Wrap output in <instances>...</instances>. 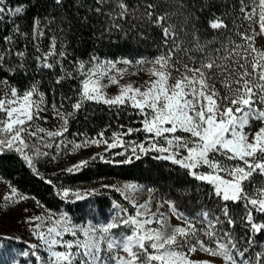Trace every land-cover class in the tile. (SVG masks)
Segmentation results:
<instances>
[{"label":"snow or ice","instance_id":"obj_1","mask_svg":"<svg viewBox=\"0 0 264 264\" xmlns=\"http://www.w3.org/2000/svg\"><path fill=\"white\" fill-rule=\"evenodd\" d=\"M56 3H61V0H56ZM118 7L120 15L125 16L127 6L119 3ZM247 7L241 8L244 18L257 23L260 30L256 32L253 29L251 34L247 30L237 32L240 42L229 38L219 47L209 48L201 45L199 37L193 33V40L188 46H183L171 27L164 28L165 45L171 41V47L150 61H137L140 65L151 64L145 69L151 79L144 82L143 90L128 84L121 86L117 95L106 97L102 89L108 85L101 83V78L106 76L101 67L105 66L82 71L85 79L81 81L79 99L71 104L73 111L63 112V105L60 108L53 105L56 117L62 121L55 131L33 127L34 120H46L41 116L46 111L41 107L43 94H40L39 100L33 99L35 86L23 92L6 86L0 90V154L15 151L35 170L32 157L24 151L28 147L26 137L34 141H43L44 136L53 139L64 137L68 131V118L81 109L84 100L103 102L110 107H131L142 117L141 127H129L126 132L113 133V143L109 144L104 139L102 130L97 138L82 143L68 141L67 144L60 140L55 147L60 149L62 144L65 148L71 145V150L75 151L88 144L103 143L108 148H115L121 144L123 136L143 132L146 141L129 142L133 154L137 150L145 154L149 151L167 153L156 158L170 160L185 169L188 175L210 185L214 195L224 202L222 212L229 225L235 221L229 214L227 202H242L245 219L252 230H264V224L253 222L252 215L253 211L264 213V183L255 180L256 176L264 179V51L254 47L255 37L264 36V0H251V11H246ZM153 8L154 5H147V9ZM22 12V7L9 8L5 0H0V19L6 14L18 16ZM147 15L151 17L152 11H147ZM165 20V16H157L155 23L162 26ZM209 27L221 29L227 25L217 17L209 21ZM55 48L53 40L47 55H53ZM177 52L192 53L188 57L192 66L183 64V72L177 67L180 59L173 61ZM197 52L200 55H196ZM18 55L23 56V53ZM59 55L64 56V53ZM3 59L0 56V62ZM42 59L47 60V56ZM108 64L111 65V62ZM43 67L52 68L54 65L44 63ZM80 68L84 69L83 63ZM173 70L179 72L175 78ZM217 77L224 88L223 93L216 89L214 83H209ZM62 79L64 77H60L57 83ZM108 79L111 83H118L115 78ZM0 83L7 84L6 81ZM253 120L259 121L262 126L253 130ZM246 128L249 130L245 131ZM44 146L53 147L51 143ZM33 147L35 155H48L41 153L35 143ZM85 164L87 161H81L68 171L79 170ZM12 193L15 194V189ZM69 194V190L62 191L64 198ZM75 195L78 200L82 198L79 193ZM125 199L131 203L133 213L114 202L110 219L98 224L76 225L66 213L58 217L54 213L29 217V221H40L32 229L38 243L29 245L31 253L24 251L22 255L35 256L37 264H191L187 253L195 252L199 245L211 256L223 257L225 264H252V260L245 257L248 249L241 251L229 232L216 230L220 217L209 219L210 213L203 212L201 216L207 222V228H198L196 221L180 213L174 202L166 200L163 203L168 205L171 216L180 222L173 225L169 216L159 210L151 212L150 201L137 204L126 194ZM45 221L49 222L46 231L43 230ZM204 221H200L201 225ZM120 228L128 231L118 235L114 230ZM199 233L208 240L201 239ZM66 234H70L72 239H65ZM4 239L6 237L0 236V240ZM211 243L215 244V248L208 246ZM41 247L46 250L47 259L37 255ZM3 254L4 249L0 248V264H20L14 257L3 260ZM255 264H264V251L256 253Z\"/></svg>","mask_w":264,"mask_h":264},{"label":"trees","instance_id":"obj_2","mask_svg":"<svg viewBox=\"0 0 264 264\" xmlns=\"http://www.w3.org/2000/svg\"><path fill=\"white\" fill-rule=\"evenodd\" d=\"M119 3L127 6V14L123 17ZM5 4L9 8L20 6L23 12L18 16L6 14L0 19V56L4 57L0 62V81L7 82L0 84L4 87L10 85L21 92L35 86L36 93L43 94L45 101L46 111L41 116L46 120H40L44 125H50L51 130L55 129L53 122L57 120L54 119L53 105L57 108L63 105V112L73 111L71 104L79 99L81 81L85 78L81 72L86 71L96 58H152L159 55L171 47V41L168 45L164 42L163 30L168 27L175 31L183 46L189 45L195 33L201 45L209 48L219 47L229 38L240 42L237 32L247 30L251 34L253 29L256 32L260 30L257 23L245 19L241 12L245 5L248 6L246 11H251V0H61L59 4L56 0H5ZM148 4L154 5V8L147 9ZM147 11H152L153 15L149 17ZM157 16L166 17L162 26L155 23ZM217 17L227 25L226 28L209 27V21ZM53 40L56 44L52 50L54 54L47 55ZM60 52L64 56H60ZM18 53H23V56ZM190 55L192 53L186 55L177 52L173 61L179 58L186 63ZM45 56L47 60L42 59ZM44 63H52L54 67L45 68ZM81 63L84 64L83 70ZM60 77L64 79L57 83ZM209 83H214L218 91L224 92L219 77ZM68 97L71 99H66ZM51 119L54 121L51 122ZM129 119L124 113L106 110L96 103L82 106L68 118V131L64 137L53 139L44 136L43 141L25 138L28 147L24 151L32 157L35 170L15 151L0 154V182L32 197L46 209L58 210L65 206L72 214L77 211L75 206L83 204L87 196L80 194L82 198L78 200L75 194H71L64 198L61 188H103L109 182L119 181L147 182L157 186L166 196H184L187 206H193V215L202 209L209 211L212 219L220 217L221 222L215 225L216 230L229 232L241 251L248 249L245 257L255 264L256 253L264 251V230H252L245 219L243 203L227 202L229 214L235 221L229 225L223 216V203L209 190L212 188H206L210 185L192 181L179 165L156 158L167 153L150 151L143 159L130 165L120 163L116 158H103L109 154L98 155L88 159L87 164L79 170L68 171L74 165L66 161L64 152L71 145L65 148L62 144L57 149V140L67 144L68 141L75 142V134L95 136L113 126L127 130ZM121 125L124 127L121 128ZM34 143L41 153L48 155H35ZM46 143H51L53 147H45ZM115 201L122 200L117 196ZM252 215L253 222L264 224V213L253 211ZM6 241L18 244L22 253L32 251L24 236ZM19 262L37 264L36 257L32 255H21Z\"/></svg>","mask_w":264,"mask_h":264},{"label":"rangeland","instance_id":"obj_3","mask_svg":"<svg viewBox=\"0 0 264 264\" xmlns=\"http://www.w3.org/2000/svg\"><path fill=\"white\" fill-rule=\"evenodd\" d=\"M254 47H256L261 51H264V36H257L255 38ZM156 56L158 55H155L152 58H148L147 56H137V57L127 56V57H119L116 59L96 58L87 69L95 68L97 66H105V67H101V71H103L106 74L105 77L101 78V83L107 84L108 86L106 88H103L102 91L106 97H113L119 93L121 86L124 85L131 84L133 87L142 88L144 82L151 79L147 71H145V69L151 67V64L140 65L137 63V61H150L154 59ZM126 61L128 63H126ZM108 62H111V65H109ZM183 64H188L190 67L192 66L190 60L187 61L186 63L185 61L180 60V64L177 65V67L180 68V72H183V67H182ZM178 75L179 72L175 70L172 71L173 78H175ZM109 77L115 78L118 81V83L115 84L111 83L108 79ZM3 88H5L4 85L0 84V90H2ZM39 98H40V94L34 93L33 99L39 100ZM91 103L99 104L109 111H117L124 113L127 118H130L128 128L129 127L133 128L132 126L136 124L139 125V127H141L140 121L142 117L137 114V110L131 107H127V106L123 108L119 106L110 107L109 105H106L103 102L97 103L96 101H91V100H84L82 106H86ZM41 107L45 108V101L43 105H41ZM44 112H42L41 114L43 115ZM55 118L57 119L56 121H54ZM54 119H51V122L54 121L53 126L55 129L53 130L49 128L50 125H44V122L41 121L40 119H38V121L34 120L32 124L33 127L38 126L46 130L55 131L60 127L62 121L57 117H54ZM261 126L262 125L259 121H255V120L251 121V127L253 130L258 129ZM105 130L106 131H104V139L107 140L109 144L113 143V139H112L113 133L120 134L126 132V130L116 129L115 126L107 127ZM248 130L249 129L247 128L245 129V131ZM177 134L179 135L180 133ZM40 135L44 136L43 133H41ZM75 136L76 137H74V141L76 143H82L85 140H91L93 138H97V135L91 136L88 134L87 135L83 134L80 136L75 134ZM130 141H134L137 143L141 141H146V134L143 132L140 133L134 132L130 136L125 135L122 137L121 144L115 148H108L107 145L103 143L99 145L88 144L87 146L81 147L75 151H72L71 147H69V149L64 152V158L66 159L67 162H69V164L77 165L81 161H87L93 156H98V155L103 156L105 154H109L108 157L103 156V158H114V159L116 158L118 162L130 165L138 160L143 159V157L147 156L148 153L147 152L145 154L137 150V152L133 154L131 151V147L129 145ZM145 147H147V143H145ZM137 156L139 158H137ZM183 172L186 173L187 177L190 180L192 181L196 180L192 176L188 175L186 170H184ZM255 180L257 182L264 183V179H262L260 176H256ZM196 181L199 184H202L201 181L198 180ZM126 186H130V187H126ZM102 187L103 188H80V187L61 188V192L65 189L69 190L70 193L69 196L71 194H76V193L87 196V200L83 204H80L79 206H75L76 207L75 209L77 211L75 214H72L69 212V209L65 206H61L58 210L46 209L32 197L24 195L21 192H19L17 189L0 182V236L6 237V239L0 240V248L4 249L3 260L8 261L14 257L16 260L19 261L22 255L21 247L18 244L14 245L6 241L7 238L17 239L24 236L25 240L28 241L30 245L38 243L36 236L32 232V229L35 228V226L39 224L40 221H37L35 219L29 221V217L34 218L36 216H47L52 213L56 214V216L58 217L61 213H66L69 219L76 225H87L89 223L92 224L103 223L110 219L114 210L113 209L114 202L121 204L124 207H127L130 213L134 212L129 200L125 199V194L130 198V200H134L135 203L137 204H143L146 201H150L151 212H157V210H159V212L169 216L171 224L176 225L180 222L175 217L171 216L168 205L163 203L166 200L172 201L174 202L177 210L180 213H183L189 219L197 222L196 226L198 228L201 226L207 228V222L204 221V218L201 216V213L203 212L210 213V212L199 209L193 215V206L192 207L187 206L188 204L187 199L184 196L178 197L176 196V194H169L166 196L161 193L160 189L157 186H153L151 184H148L147 182H139V181L109 182V184L103 185ZM133 187L135 188V190H132ZM206 188H211V186L210 187L207 186ZM12 189H15V194L12 193ZM209 190L207 192H209ZM9 196L11 198L6 199V197ZM117 196L121 198L122 200L121 202L115 201V198ZM217 199L219 200V202L224 204V202L221 201L219 198ZM196 208L198 209L199 207L197 206ZM187 214H191V215L189 216ZM209 219H212L211 214L209 216ZM200 221H204L203 225H201ZM48 223H49L48 221H45V227L43 230L46 231ZM153 227H156V225H153ZM126 231L128 230L124 228L114 230V232H116L118 235L124 234ZM198 235L200 236L201 239H204L205 241L208 240V238L203 236L202 233H199ZM64 238L72 239L70 234H66ZM208 246L215 248L214 243H211ZM196 249L197 250L195 252L187 253L188 259L191 262V264H196L197 261L200 262V264H225L223 257L211 256L209 253L201 250L199 248V245L196 246ZM185 251L187 252V249H185ZM37 253L39 254L40 257L47 258V252L43 247H41Z\"/></svg>","mask_w":264,"mask_h":264}]
</instances>
